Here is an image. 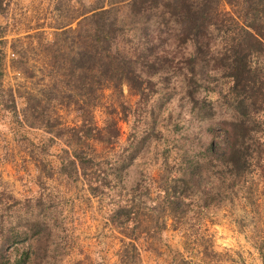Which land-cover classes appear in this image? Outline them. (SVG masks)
I'll return each mask as SVG.
<instances>
[{
    "label": "trees",
    "instance_id": "16d2710c",
    "mask_svg": "<svg viewBox=\"0 0 264 264\" xmlns=\"http://www.w3.org/2000/svg\"><path fill=\"white\" fill-rule=\"evenodd\" d=\"M119 2L123 10L105 7V0L80 4L70 23L54 28L53 40L42 45L51 82L37 92L17 97L2 87L0 50V111L9 115L15 135L24 127L42 130L46 140L33 145L38 154L58 146L56 174L81 182L109 207L120 241L118 264H142L139 245L152 247L168 220L174 230L185 229L189 260L180 264H226L197 224L248 178L264 183V0ZM223 4L228 11L220 9ZM8 5L0 0V15ZM12 62L19 74L33 76L23 56ZM215 75L227 81L223 88L209 86ZM202 86L229 111L226 120L213 121ZM123 87L137 97L133 105L123 99ZM175 87L193 109L194 124L206 129L199 130L206 136L202 151L181 138L176 156L166 149L150 157L164 138L165 122L180 129L169 110ZM105 88L108 102L101 100ZM17 98L23 100L20 110ZM59 109L72 112L76 122L64 125ZM116 116L129 128L123 142ZM158 159L155 177L146 170ZM37 164L53 178L47 163ZM63 234L43 198L18 200L0 184V264H59Z\"/></svg>",
    "mask_w": 264,
    "mask_h": 264
},
{
    "label": "rangeland",
    "instance_id": "374dc122",
    "mask_svg": "<svg viewBox=\"0 0 264 264\" xmlns=\"http://www.w3.org/2000/svg\"><path fill=\"white\" fill-rule=\"evenodd\" d=\"M93 2L94 0H9L6 12L0 15V50L4 56L2 87L13 90L17 97L47 87L51 81L42 45L53 40L54 28L72 21L80 4L89 7ZM105 7H120L123 10V3L119 0H105ZM220 9L229 10L224 4ZM75 24L76 22H72L70 27L75 28ZM18 56H23L29 70L33 72L31 78L14 69L12 60ZM212 82H216L219 87H224L227 83L219 75L209 77V84H212L209 86H213ZM202 90V100L206 98V101L213 104V121L226 120L229 111L217 101L216 94L208 93V88L205 89L204 86ZM122 91L123 99L133 105L137 97L130 95L126 87ZM174 92L176 94L172 95L169 110L176 116L180 129L174 131L173 125L165 122L167 130H163L164 138L150 149V157L166 149L171 156H176L177 149L174 146L180 145L181 138L185 140L186 146L190 144L189 149H194L197 153L202 151L201 143L205 142L203 139L206 136L199 130L206 129L203 126L198 129L192 121L193 109L180 101V87H175ZM110 96V89L105 88L101 100L108 102ZM159 98L158 93L151 105ZM16 103L20 110L23 100L17 98ZM58 114L66 126H72L76 122L72 112L59 109ZM94 117L97 125H100L101 109H94ZM116 118L123 142L129 128L119 116ZM210 123L211 120H208L206 125ZM12 125L9 115L0 111V184L18 200L43 198L47 206H52V214L64 228V248L59 264H118L115 254L120 248V241L108 219L109 207L91 197L81 182L68 181L56 174L58 146L52 147L47 156L38 154L33 145L39 146L46 140L42 130L24 127L15 135L11 131ZM215 132L219 140L225 139L220 129H215ZM31 150H34L32 155ZM38 160L49 165L55 173L53 178L46 177L45 171L37 164ZM157 162L158 164L148 166L146 170L155 177L161 160L158 159ZM246 182L237 187L232 199L225 200L217 208L210 206L208 218L197 224L199 234L212 239L214 248L223 254L226 264H264V183L256 175ZM184 232V227L174 230L171 221H166L160 238L149 240L152 247L139 245L142 264H180L181 259L189 260Z\"/></svg>",
    "mask_w": 264,
    "mask_h": 264
}]
</instances>
